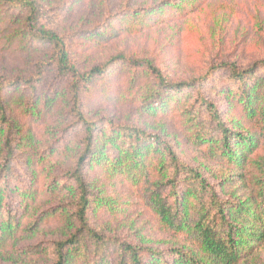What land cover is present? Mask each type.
Returning <instances> with one entry per match:
<instances>
[{
  "label": "trees",
  "instance_id": "trees-1",
  "mask_svg": "<svg viewBox=\"0 0 264 264\" xmlns=\"http://www.w3.org/2000/svg\"><path fill=\"white\" fill-rule=\"evenodd\" d=\"M169 2L135 10L129 18L142 25L165 20V15L172 20L185 6ZM53 12L38 0H0V27L8 19L11 26L0 30V48L50 50L48 60L34 66L36 75L0 76V252L59 220L69 228L64 239L17 248L18 254L44 257L45 264H239L251 255L264 242V61L245 68L225 62L212 66L203 77L184 82H174L147 58L120 56L81 71L67 37L54 28ZM50 71L58 87L43 91ZM122 72L126 80L117 90L111 80ZM214 82L229 91L234 107L241 110L240 119L248 122L246 129L228 127L225 113L206 90ZM8 92L19 95L17 105L27 116L38 114L44 102L47 118L62 98L65 111L58 120L70 124L64 134L75 129L83 132L74 167L39 188L37 179L26 181L19 162L17 151L27 147V140L13 136L19 128L4 98ZM94 97L101 103L105 100L100 97H105L114 104H137L150 115L175 117L184 135L207 151L214 163L237 171L241 181L255 177L251 179L254 194L243 200L226 198L218 185L187 164L175 145L161 136L108 116L90 118ZM94 168L103 172L105 181L126 184L159 228L183 239L188 247L157 251L100 224L97 216L102 212L116 214L129 201L123 203L109 194L105 184L96 186L87 173ZM45 192L60 202L58 210L35 208Z\"/></svg>",
  "mask_w": 264,
  "mask_h": 264
},
{
  "label": "rangeland",
  "instance_id": "rangeland-1",
  "mask_svg": "<svg viewBox=\"0 0 264 264\" xmlns=\"http://www.w3.org/2000/svg\"><path fill=\"white\" fill-rule=\"evenodd\" d=\"M38 1L45 8L54 9V28L61 36L67 37L73 50L72 58L81 71H89L120 56L137 60L147 58L167 72L174 82H184L203 77L212 66L225 62L245 68L264 61V0H175L178 6H185V10L175 13L172 20L165 15V20L159 18L145 25L129 18L130 14L139 9L165 6L170 4L169 0ZM9 22L8 19L0 30L11 27ZM49 51L45 47L24 49L18 45L9 50L0 48V76L36 75L34 66L39 61H47ZM54 77V72L50 71L41 90L57 88ZM123 80H126L123 72L118 73L112 78L111 85L120 90ZM224 89L216 82L206 88L209 97L225 113L228 127L246 129L247 120L240 119V108L234 107L233 98ZM135 93L136 89L132 95ZM18 96L8 92L4 98L19 128L13 136L18 141L27 140V147L17 151L26 181L37 179L39 188L50 178L52 180L74 167L81 154L83 132L75 129L64 134L70 124L64 125L58 120L61 112L65 111L62 98L55 102L53 113L46 118L44 102L39 104L38 114L27 116L17 105ZM100 99L105 101L101 103L98 97L91 101L90 118L96 120L108 116L122 124L138 126L161 136L175 145L187 164L199 169L210 183L218 185L226 198L243 200L254 194L256 189L251 179L256 180L255 177L246 176L241 181L236 176L237 171L214 163L207 151L197 148L184 135L181 123L175 117L154 116L139 109L137 104H114L105 97ZM61 136L64 140L59 139ZM43 155H46L45 160H42ZM87 173L96 186L105 184L109 194L123 203L129 201L116 214L102 212L97 216L100 224L108 226L112 232L129 234L137 244L144 243L157 251L188 247L183 239L161 230L154 216L122 181H105V175L98 168L89 169ZM59 204L54 195L45 192L34 206L39 211L54 212L60 208ZM68 232L67 223L53 220L38 234L22 238L14 248L0 252V264H45L46 258L25 257L18 254L17 248L36 246L44 240H61ZM239 264H264V242Z\"/></svg>",
  "mask_w": 264,
  "mask_h": 264
}]
</instances>
